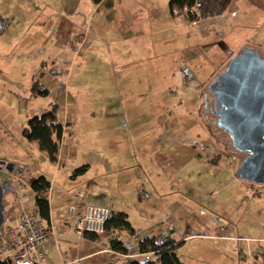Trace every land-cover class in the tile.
I'll list each match as a JSON object with an SVG mask.
<instances>
[{"label": "crops", "instance_id": "crops-1", "mask_svg": "<svg viewBox=\"0 0 264 264\" xmlns=\"http://www.w3.org/2000/svg\"><path fill=\"white\" fill-rule=\"evenodd\" d=\"M49 1L0 0V16L8 21L0 35V122L7 124L0 127V160L27 169L32 178L46 176L51 182L50 219L44 224L54 236L44 264H125L127 256H136V240L143 239L174 242L176 248L190 242L208 245L210 251L201 253L205 264H230L224 254L235 253L237 264H264V186L237 178L239 158L227 157V145L216 139L205 122L215 126L217 118L213 121L204 113L203 120L201 115L203 104L207 108L213 103L212 94L204 97V91L234 54L253 48L264 56V0L232 1L231 13L240 5L247 9L239 16L249 25L246 32L251 38L236 50L214 39L224 52H216L221 70L211 77L210 71L203 74L200 64L190 63L188 49H152L157 35H161L156 40L159 45L172 35L161 25H151L152 20H160L161 13L153 7L157 0H130L127 6L119 1L106 17L100 12L108 0L101 4L63 0L61 17L49 14L45 21L55 29L50 49L41 51L38 35L27 34L23 48L33 57L12 56L2 38L15 23L16 9L32 28L43 23L40 17L33 18L39 9L36 2L48 8ZM86 4L90 11L85 14ZM162 4L168 6L171 22L167 25L179 24L183 30L186 18L172 16L168 0ZM223 16L190 24L203 39H210ZM36 81L50 91L51 103L40 105L43 97L32 95ZM71 85L82 90L89 85L93 90L83 108L79 92H70ZM35 101L38 109L35 104L28 107ZM52 103L59 107L63 126L57 163L43 153L46 168L35 173V159L8 161L17 146L7 134L9 121H29L49 112ZM153 105L161 106L155 116ZM93 118L103 122L89 123ZM82 167L86 171L76 174ZM190 188L193 192L186 193ZM12 199L11 195L8 201ZM30 202L28 210L37 213L35 200ZM88 206H107L111 214L127 215L134 233H106L99 242L78 239L67 219L69 207L82 214ZM17 223L14 218L7 220L8 225ZM114 238L127 246L129 255L110 249Z\"/></svg>", "mask_w": 264, "mask_h": 264}, {"label": "rangeland", "instance_id": "rangeland-1", "mask_svg": "<svg viewBox=\"0 0 264 264\" xmlns=\"http://www.w3.org/2000/svg\"><path fill=\"white\" fill-rule=\"evenodd\" d=\"M36 1V0H35ZM42 1V0H41ZM121 2L123 4H125V6H127L128 3H130V0H108L102 7L100 15L101 17H106L108 15L111 14V5L114 7H118V2ZM137 2L141 1V0H136ZM155 1V0H153ZM169 1V0H168ZM50 2V3H49ZM48 3V8L44 7V5L38 6L37 2H36V6L39 9H36V12L33 16L34 19H38V17H40V20H42V24L39 26H33L32 28H30V25L28 24L27 20H26V16L25 19H21V16L19 17L18 14V10L16 9V20L15 23L11 25L10 29L8 30L7 33L4 34L2 40L3 42L6 44L8 50H10V54H12V56L14 55V53H18V54H23L25 58H32L34 53L31 54V56L27 53L28 49L23 48V43H22V38L27 35L30 34L33 36H37L39 38V45H40V49L42 51V49H47L46 51H48L50 49V45L52 43L53 40V35H54V26L53 23H46L45 21L47 20V15L51 16L50 18H52V16H55L58 18L61 17L62 15V4H63V0H50ZM163 0H157V2L155 1L153 4L154 10L155 8L157 9L156 11L158 13H161V15L158 17L160 18V22L156 21V20H152L151 21V25H161V27L163 28V30H169L170 32H172V35L169 37V39H167V41L161 42L162 44H158L159 42L156 41L157 38L161 37V35H157V38H155L151 43L152 45V49L158 50L161 48L164 49H171V50H175L178 49L180 51H185L186 49H188V51L192 54L191 57V62L190 63H198L200 64V66H202V71L203 74L206 76L209 75L208 77L213 76L215 73V75H217V71L221 70L220 66L218 64V59L219 57L216 56V52L218 53L219 50L223 53L224 50L218 49V45L216 46L214 43V39H219V40H223L225 42V44L230 47L231 49H239L240 47H243V42L249 38H251V35L246 32V30L248 29L247 26L244 24L243 22L246 20H243L240 18L239 14L241 12H243V10H247L245 8H242V5L238 6L237 8H235L236 12L235 13H231L230 12V8L229 10L226 12V14H224V16L222 18H220V22L221 25L219 24V26H217L216 30L217 32L213 31L211 32L212 34V38L210 39H203L201 37V35L199 34L198 28L195 26H192L190 23L186 22V20L184 19V27L183 30L180 28L179 24H176L173 26V28L171 26H169V24L167 25L168 22H171V19L169 18V13H168V6H165L164 4H162ZM115 3V5H114ZM146 2H144L143 4H145ZM149 3V2H148ZM236 3H241L239 2V0L235 1ZM42 4V3H40ZM122 4V5H123ZM169 5H170V1H169ZM14 7V6H13ZM166 7H167V13H166ZM45 8V9H44ZM115 8V9H116ZM41 9V11H40ZM84 13L86 14V12H89L90 9L88 8L87 4L84 6ZM28 8L24 11H27ZM43 10V11H42ZM47 10V11H46ZM44 13V14H43ZM40 14H42V16H40ZM39 15V16H38ZM15 17V16H14ZM97 18V17H96ZM157 19V18H156ZM254 19V16H252V20ZM165 20H167V22H165ZM218 20V21H219ZM228 23V24H227ZM244 24V25H243ZM245 26V27H244ZM179 28V29H178ZM24 29V31H20ZM19 32V33H18ZM161 32H164L161 30ZM155 33L154 32V37H155ZM177 35V36H175ZM29 37V36H28ZM172 37V38H171ZM106 47H109L108 45H106ZM140 47L142 48V46L140 45ZM138 47V48H140ZM225 49V48H224ZM27 51V52H26ZM111 52V51H110ZM107 54V59L111 60V54H109V52L106 53ZM237 54H234V56L232 58H234ZM21 57H23L22 55H20ZM222 57V55H219ZM175 61V58L172 59ZM172 61V62H174ZM30 75L32 76V73L29 74L28 77H30ZM92 92L93 90H91L90 86L88 85V89L82 90L81 87H77L75 85H71L70 86V92L71 93H75V92H79V98H78V103L80 104V107L83 108V102L86 99V96H90L89 92ZM37 102H30L28 107H32L34 104L36 105V109H38V105L36 104ZM43 103H51V100L49 98H43L41 100L40 105H42ZM85 105V104H84ZM85 107V106H84ZM93 108H97V107H102L104 108L105 106L102 105H93ZM108 109L110 108H114V106H107ZM30 108H28L29 110ZM161 109V106L159 105H153L151 106V112L153 113V116H155L159 110ZM202 115V119L203 118V113L201 112ZM205 117H209V115H207V113L205 114ZM98 120L97 118L94 119L93 121L89 122V123H95L100 125L101 122L103 121H96ZM212 120V119H211ZM107 123L109 121H106ZM114 123V121H113ZM28 125V120H25V122L21 119L12 121L10 120L8 123V130H7V134L9 135V138L13 139L17 144V146L14 148V152L7 156L8 161H19L21 163V161L19 160L22 157H30L31 159H35V163H38V166H33L36 170L35 173L39 171H42L43 169L45 170L46 165H42V161L41 160V156H43L44 152H41L39 147L37 146L36 143L34 142H29L27 141V139L23 136L24 130L27 128ZM1 126H7V124H4V122H0V127ZM155 128V127H154ZM103 130V128H102ZM219 138H216L221 141H223L225 143V145L230 146V142H229V138H226L225 134H221L218 133ZM36 144V145H35ZM46 156V155H45ZM49 160V158H48ZM50 161V160H49ZM38 169V170H37ZM35 178H33L34 180ZM254 186H264V185H255L252 184ZM181 187V186H180ZM186 193H192L193 191L190 189H187L185 191ZM11 198V194H8L6 196V199H10ZM35 200V199H33ZM33 200H31L30 205L33 204ZM201 243L199 242H190L187 243L186 245H181L179 247H177L175 249V252L178 256V258L180 259V261L183 264H205L203 263V256H201L202 250L204 251H210V246H205L203 244H201L202 246H200ZM240 245V244H239ZM242 246L244 247V244H242ZM223 251H226L225 249H221ZM220 250V251H221ZM234 250V249H232ZM236 250V249H235ZM222 252V251H221ZM236 254V253H235ZM230 255V254H224L226 256V259L228 261H232V263L230 264H237L238 262V255ZM144 257H137L134 259H143Z\"/></svg>", "mask_w": 264, "mask_h": 264}, {"label": "water", "instance_id": "water-1", "mask_svg": "<svg viewBox=\"0 0 264 264\" xmlns=\"http://www.w3.org/2000/svg\"><path fill=\"white\" fill-rule=\"evenodd\" d=\"M208 91L213 105L207 108L217 118V127L243 157L237 178L264 185V56L256 49L245 48L216 76ZM16 168V164L0 160V171L12 174ZM10 185L9 180L0 183V230L6 222L4 201L12 193Z\"/></svg>", "mask_w": 264, "mask_h": 264}, {"label": "trees", "instance_id": "trees-1", "mask_svg": "<svg viewBox=\"0 0 264 264\" xmlns=\"http://www.w3.org/2000/svg\"><path fill=\"white\" fill-rule=\"evenodd\" d=\"M170 10L172 16H183L186 20L195 24L201 21L215 19L223 16L233 0H169ZM95 4H101L103 0H93ZM8 27V21L0 16V35L4 33ZM31 93L35 97L49 98L50 91L36 81L31 86ZM208 89L204 91V97H208ZM59 107L52 103L51 110L44 114L35 116L28 121L27 128L24 130V137L29 142L38 144L41 152H44L51 163H57L58 155L60 152V144L63 138V126L59 123L58 118ZM201 112L209 115L213 121L215 117L208 111L203 104ZM217 121V120H216ZM209 130L216 138H219L218 133L225 134L217 125L211 126L208 121H205ZM228 138L227 134H225ZM222 145H225L222 141ZM226 155L228 158L237 157L241 161L242 155L234 151L230 146H226ZM239 161V162H240ZM86 171L85 167H82L76 171V174H82ZM32 190L37 193L35 198V205L37 208V214L43 222L50 219V206L48 202V192L51 187V182L46 176H39L35 178L31 183ZM8 199L5 197L4 204L8 203ZM7 217V213H6ZM6 223V222H5ZM126 231L131 234L134 230L125 214H111L108 223L106 224L105 234L110 232ZM102 236L96 234H85V238L99 242ZM3 238L2 229L0 230V240ZM174 242L159 243L156 239H143L138 243L135 249L136 255H142L143 259L129 258L125 264H183L178 258L173 246ZM110 249L121 255H129L127 246L118 239H111L109 243ZM137 258V257H136ZM0 264H10L6 261L0 260Z\"/></svg>", "mask_w": 264, "mask_h": 264}, {"label": "built area", "instance_id": "built-area-1", "mask_svg": "<svg viewBox=\"0 0 264 264\" xmlns=\"http://www.w3.org/2000/svg\"><path fill=\"white\" fill-rule=\"evenodd\" d=\"M9 180L12 201L6 204V223L2 228L0 240V260L10 264H44L54 232L46 226L37 213L28 210L27 204L35 199L37 193L32 190V176L23 167H17L12 174L5 169L0 171V183ZM111 216L109 207L88 206L82 214L69 207L68 222L78 239L85 234L105 235L106 224ZM17 221V226L7 224V220ZM139 243L138 240H136ZM142 255L127 256V258Z\"/></svg>", "mask_w": 264, "mask_h": 264}, {"label": "flooded vegetation", "instance_id": "flooded-vegetation-1", "mask_svg": "<svg viewBox=\"0 0 264 264\" xmlns=\"http://www.w3.org/2000/svg\"><path fill=\"white\" fill-rule=\"evenodd\" d=\"M212 105H213V103H212V104H210L209 106H210V107H212ZM215 119H216V117H215Z\"/></svg>", "mask_w": 264, "mask_h": 264}]
</instances>
